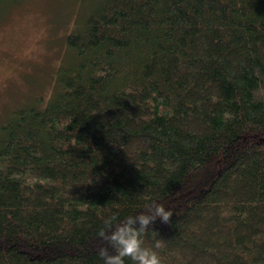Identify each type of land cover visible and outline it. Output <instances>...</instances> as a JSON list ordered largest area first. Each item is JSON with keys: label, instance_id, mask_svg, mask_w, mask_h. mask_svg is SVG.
I'll use <instances>...</instances> for the list:
<instances>
[{"label": "trees", "instance_id": "trees-1", "mask_svg": "<svg viewBox=\"0 0 264 264\" xmlns=\"http://www.w3.org/2000/svg\"><path fill=\"white\" fill-rule=\"evenodd\" d=\"M77 18L0 125V264H264V0Z\"/></svg>", "mask_w": 264, "mask_h": 264}, {"label": "rangeland", "instance_id": "rangeland-1", "mask_svg": "<svg viewBox=\"0 0 264 264\" xmlns=\"http://www.w3.org/2000/svg\"><path fill=\"white\" fill-rule=\"evenodd\" d=\"M91 0H0V125L19 107L50 95L66 36Z\"/></svg>", "mask_w": 264, "mask_h": 264}]
</instances>
